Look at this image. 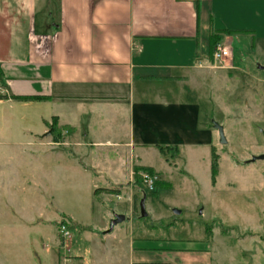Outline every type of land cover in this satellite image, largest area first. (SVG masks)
I'll return each mask as SVG.
<instances>
[{
  "label": "crops",
  "instance_id": "0c3cea01",
  "mask_svg": "<svg viewBox=\"0 0 264 264\" xmlns=\"http://www.w3.org/2000/svg\"><path fill=\"white\" fill-rule=\"evenodd\" d=\"M239 53L264 57V0H0V264H105L117 252L106 236V253L98 237L85 249L60 238L63 218L78 222L56 207L55 177L75 168L108 194L133 186L135 166L160 180L146 163L158 146L215 148L202 106L224 71L248 74ZM130 247V264H146Z\"/></svg>",
  "mask_w": 264,
  "mask_h": 264
},
{
  "label": "rangeland",
  "instance_id": "374dc122",
  "mask_svg": "<svg viewBox=\"0 0 264 264\" xmlns=\"http://www.w3.org/2000/svg\"><path fill=\"white\" fill-rule=\"evenodd\" d=\"M236 63L248 74L224 71L214 94L209 87L210 110L202 106L207 120L220 123L227 138L222 143L213 127L219 156L215 181L212 145L196 151L184 147L180 154L149 151L146 163L159 171L161 183L150 191L143 180L134 181L132 190L125 182L116 191L120 199L116 192L95 193V187L106 184L79 180L75 168L63 170L55 177V204L78 222L65 244L85 249L98 237L99 252H105L106 236L117 252L105 256V264H130L131 241L146 249L134 255L146 257V264H264V158L251 161L264 155V57L239 53ZM144 196L147 217L141 216ZM116 214L125 219L105 235ZM61 252L75 254L70 247ZM70 260L84 264L81 257Z\"/></svg>",
  "mask_w": 264,
  "mask_h": 264
},
{
  "label": "built area",
  "instance_id": "2783aa9c",
  "mask_svg": "<svg viewBox=\"0 0 264 264\" xmlns=\"http://www.w3.org/2000/svg\"><path fill=\"white\" fill-rule=\"evenodd\" d=\"M230 57L229 49L222 43H217L213 48L212 58L214 64L226 66L228 65V58ZM141 180L149 187L150 191L154 190L156 181L158 180L157 175L142 171L140 173ZM72 222L63 218L58 224V233L63 242H68L73 239V233L71 224Z\"/></svg>",
  "mask_w": 264,
  "mask_h": 264
},
{
  "label": "trees",
  "instance_id": "16d2710c",
  "mask_svg": "<svg viewBox=\"0 0 264 264\" xmlns=\"http://www.w3.org/2000/svg\"><path fill=\"white\" fill-rule=\"evenodd\" d=\"M199 13H200V8H199V3L197 4V14H198V16H199ZM225 32H233V33H236V32H238L237 30H225ZM220 42V37L219 36H217L213 31L211 32V40H210V44H211V55L213 54V48L215 47V45L217 44V43H219ZM2 97V96H1ZM14 98H20V99H27V98H29L28 96H13ZM52 127V131L53 130H55V136H54V139H55V141H60V135H61V132H59L58 131V129L55 127V123H54V126L52 125L51 126ZM159 147V149H160V151L163 153V154H166L167 153V147H164V146H158ZM218 154L216 153V149L215 148H213V165H212V175H213V181H215V176H216V174H217V166H218V162H217V160H218ZM134 170H135V182L137 183V182H139L140 180H141V177H140V172H142V171H147V172H149V173H154V170H153V168H150V167H145V166H135V168H134ZM161 182H160V180L158 179L157 181H156V186L157 185H159ZM98 191V190H97ZM96 191V192H97ZM107 191H116V190H110V189H108ZM75 226H77V225H75V224H73V222H72V226H71V228H73V227H75ZM82 229H85V228H82Z\"/></svg>",
  "mask_w": 264,
  "mask_h": 264
},
{
  "label": "water",
  "instance_id": "95a60500",
  "mask_svg": "<svg viewBox=\"0 0 264 264\" xmlns=\"http://www.w3.org/2000/svg\"><path fill=\"white\" fill-rule=\"evenodd\" d=\"M214 126L216 129L219 130L220 136H221V142L222 143H226L227 142V138L224 134V127L218 123V122H214ZM264 155H259V156H254L251 161H256L257 159H263ZM145 200H146V196L142 197L141 201H140V207H141V216L142 217H147L148 216V212L145 208ZM175 213H180V210L175 209L174 210ZM125 219L124 215H120V214H116L114 216V218L111 220L110 223V227L108 229V232L112 231L114 226L120 222H122Z\"/></svg>",
  "mask_w": 264,
  "mask_h": 264
}]
</instances>
